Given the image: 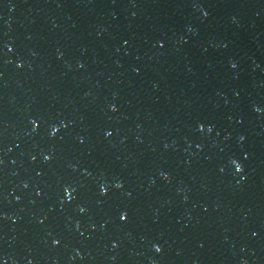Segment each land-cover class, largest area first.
I'll list each match as a JSON object with an SVG mask.
<instances>
[{
	"label": "clouds",
	"instance_id": "clouds-1",
	"mask_svg": "<svg viewBox=\"0 0 264 264\" xmlns=\"http://www.w3.org/2000/svg\"><path fill=\"white\" fill-rule=\"evenodd\" d=\"M240 170H241V168L237 169V171H240Z\"/></svg>",
	"mask_w": 264,
	"mask_h": 264
}]
</instances>
